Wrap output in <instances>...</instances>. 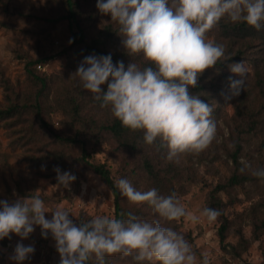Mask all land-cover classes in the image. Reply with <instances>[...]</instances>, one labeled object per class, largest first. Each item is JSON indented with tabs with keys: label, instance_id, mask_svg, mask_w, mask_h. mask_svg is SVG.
Instances as JSON below:
<instances>
[{
	"label": "rangeland",
	"instance_id": "1",
	"mask_svg": "<svg viewBox=\"0 0 264 264\" xmlns=\"http://www.w3.org/2000/svg\"><path fill=\"white\" fill-rule=\"evenodd\" d=\"M74 1L82 7L87 38L95 37L109 24L119 30L110 16L98 11L97 0ZM65 14L64 0H0V111L13 104L33 101L38 86L27 73V69H31L49 84L42 110L51 129L40 127L29 111L23 112L22 118L0 117V201L11 203L16 199L39 196L45 204L46 219L51 220V212L60 208L70 214L77 226L81 219L90 221L105 215L114 218L113 194L96 174L78 162L81 148L61 143L54 136L72 137L81 132V139L87 140V160L103 165L118 190L120 179L128 180L139 191L155 186L143 167V158L148 156L154 171L171 179L165 183L164 191L168 190V195L176 193L189 213L199 216L207 207L217 209L221 214L211 223L206 218L197 222L188 218L168 222L148 204H132L119 190L122 212L149 221L159 220L162 226L182 234L192 245L197 264H202V254L208 255L209 264H264V232L257 240L252 236L253 225L264 219V178L252 175L247 169L241 171L246 163L253 168H264V54H261L260 77L255 74L250 55L242 60L248 69L244 89L231 99H227L230 78L239 77L230 72V64L221 70L209 68L203 72L212 71L204 79L209 88L199 97L213 108L211 119L217 126L215 139L199 154L189 152L180 157L179 163L170 162L166 159V147L154 143L131 153L120 148L111 135L93 127L92 123L110 121L113 116L110 108L95 107L93 94L73 76L85 57L80 55L79 48L70 46L72 30L68 22H54ZM218 35L215 26L206 33L214 42ZM114 46L116 51L126 52L121 36ZM256 50L250 52L260 55ZM135 55L128 57L131 59ZM39 59L44 61L38 64L40 69L36 68L37 65L28 68L27 63ZM199 79L202 78L199 76ZM69 96L84 105L82 112L86 114L83 117L89 116L87 123L76 124L69 115L70 111L64 110L62 101ZM240 125H245V130H240ZM247 131L250 133L246 134ZM237 140L242 143L239 166L229 158ZM56 168L76 177L68 188L57 186ZM233 174L247 175L252 180L227 188ZM217 186H225L226 190L215 194ZM213 197L214 204L211 205ZM216 202L220 204L217 206ZM223 221L228 223L225 243L229 247L226 251L217 235ZM41 232L39 226H34V231L26 239L10 234L0 240V264H17L12 257L18 243L34 248L23 264H60L54 238L51 233L44 238ZM238 232L248 241L245 251L238 248ZM231 247L235 252H230ZM92 262L96 264L94 258ZM105 264L149 262H137L132 256L114 254L105 257Z\"/></svg>",
	"mask_w": 264,
	"mask_h": 264
},
{
	"label": "clouds",
	"instance_id": "2",
	"mask_svg": "<svg viewBox=\"0 0 264 264\" xmlns=\"http://www.w3.org/2000/svg\"><path fill=\"white\" fill-rule=\"evenodd\" d=\"M102 15L119 26L122 45L128 55L142 54L143 68L132 62L115 65L111 55L84 58L73 76L83 88L110 108L112 116L131 131L142 130L144 142L153 145L157 139L167 148L166 159L179 163L186 153L199 154L215 139L217 126L211 119L213 108L192 95L199 76L216 66L224 57L223 45L207 38L222 18L243 22L261 29L264 24V0H97ZM229 70L239 79L230 78L227 99L240 95L248 69L243 61L232 63ZM106 85V91L104 90ZM251 171L264 178V168L246 163L241 171ZM56 172L57 186L68 188L76 177L70 172ZM117 186L132 204H148L164 221L201 218L211 223L221 214L204 208L199 216L189 213L176 193L164 196L157 189L136 190L126 179ZM45 204L39 196L0 201V240L15 234L26 239L34 226L47 238L51 233L60 255V264H105V257L121 254L149 264H197V256L185 237L164 227L159 220L141 219L131 213L118 220L107 215L75 224L70 214L57 208L51 220L46 219ZM32 246L18 243L14 250L17 264H23ZM202 264H209L202 254Z\"/></svg>",
	"mask_w": 264,
	"mask_h": 264
},
{
	"label": "trees",
	"instance_id": "3",
	"mask_svg": "<svg viewBox=\"0 0 264 264\" xmlns=\"http://www.w3.org/2000/svg\"><path fill=\"white\" fill-rule=\"evenodd\" d=\"M64 2L66 7V14L60 16V18L54 22H57L59 20H66L68 22V25L72 30V41L70 46L79 48V50H81L80 55H82L83 57H87L90 55H95L99 57L107 56L110 54L114 65L117 62L122 61L125 65V68H127V66L132 62L138 63L141 68L145 66L141 58L142 54H137L130 59L128 57L127 52L122 53L116 51L114 45L115 42L119 39L120 35L119 30L113 28L112 24L104 26L100 31L97 32L95 37L90 39L87 38L86 29L83 26L84 13L82 12V7L78 5V3L74 0H64ZM215 28H217L219 31V35L215 43L223 45L225 53L224 57H222L221 60L218 61L216 66H214L213 68H219L220 70L224 69L227 64L244 60L246 58L245 56L248 54L252 58V62L254 64L253 68L255 70L256 76L260 77L259 68L262 66L263 63V56L261 54H264V24H262L261 29L257 30L256 28H253L243 22H231L227 17H225L222 18L215 25ZM256 48V52L260 53V55L250 52V50ZM113 49L114 51H111ZM42 62L44 61H42L41 59L34 60L27 63V66L28 68L34 65L38 66V64ZM213 68H211L212 71ZM212 71H207L200 75L202 79L198 80L196 87L189 89L190 94L201 95L202 93H204V91H206L207 88H209V85L205 83L206 81L204 79L210 74V72L212 73ZM27 73L38 86V90L33 95V101L31 103L25 102L22 105H10L6 109L0 111V117L4 119L22 118V113L29 111L40 127L51 130L48 125V122L43 117L42 110V101H44V98L47 97L46 93L48 92L49 84L45 78L36 75V73L34 71H31V69H27ZM211 86L214 87L213 84ZM259 86L262 89L261 85ZM103 87L106 91V85H104ZM95 102V107H101V101L96 100ZM65 103H67V108L65 107ZM62 104L64 106V110L67 109L70 111L69 115L71 116L72 121L79 125L87 123L89 116L83 117L84 115H86L82 112L84 106L83 104L80 105L78 101H75L74 98L70 96L67 97V100H65V102L62 101ZM240 118L242 119V115H240ZM92 125L98 131L111 135L116 140L120 148L126 149L131 153H135L136 151H138L141 146L144 147L148 145L144 142V133L142 130L131 131L123 127L120 121H118L114 117L110 121H104L99 123L94 122L92 123ZM244 127L245 125H240L239 129L243 131L245 130ZM249 133L250 131H247L246 134ZM80 134L81 132H78L72 137H61L57 135L54 136L57 141L61 143L77 145L81 148V157L80 159H77L78 162L83 163L87 169L91 170L94 174H96L100 178L101 182L112 192L115 207L114 218L118 220H124L126 216H128V214L126 212H122V208L120 205V193L111 178L110 172L103 165H96L87 160V156L85 155L87 140L81 139L82 137ZM95 135L96 134H92L91 136ZM155 144H157L161 148H165L161 146V142L159 139H157ZM234 149L235 150L230 154L229 158L235 166H239L238 158L239 154H241L242 152V143L239 140L234 143ZM151 163L152 162L150 161L148 156H145V158H143V167L145 172L149 175V178L151 177L153 179L152 180L150 178L153 184L155 185L153 186V188L157 189L158 194L160 195H168L169 191H164V188L165 183L170 182V177H168L167 175L159 176V174L154 171V167ZM251 180L252 178L247 175L242 174L241 176H238L237 174H233L231 178H229L227 182L228 186L226 187L230 188L234 186H240L244 183L251 182ZM226 187L217 186L214 189V193L216 194L218 192L224 191L226 190ZM213 204L214 197L211 201V205ZM215 204H217L218 206V204L220 203L216 202ZM86 222L89 221H84L81 219L78 222V226L79 224ZM227 229L228 223L226 221H223L217 231L219 243L224 251L228 250L229 247V244L225 243ZM261 232H264V219H262L259 223H255L253 225L252 236L254 240L258 239V236ZM237 237L239 240V250L245 251L248 245V241L244 238L241 232L237 233ZM229 250L230 252H235L234 247H231ZM87 264L94 263L92 262V260H90L87 262Z\"/></svg>",
	"mask_w": 264,
	"mask_h": 264
},
{
	"label": "built area",
	"instance_id": "4",
	"mask_svg": "<svg viewBox=\"0 0 264 264\" xmlns=\"http://www.w3.org/2000/svg\"><path fill=\"white\" fill-rule=\"evenodd\" d=\"M37 68L40 69V65H38Z\"/></svg>",
	"mask_w": 264,
	"mask_h": 264
}]
</instances>
